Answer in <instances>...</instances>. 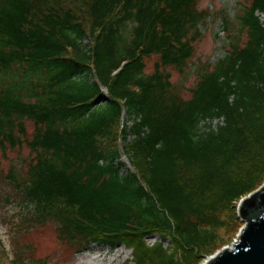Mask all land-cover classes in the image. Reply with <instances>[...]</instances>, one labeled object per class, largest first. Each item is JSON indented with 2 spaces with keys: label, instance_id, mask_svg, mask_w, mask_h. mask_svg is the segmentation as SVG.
Segmentation results:
<instances>
[{
  "label": "trees",
  "instance_id": "trees-1",
  "mask_svg": "<svg viewBox=\"0 0 264 264\" xmlns=\"http://www.w3.org/2000/svg\"><path fill=\"white\" fill-rule=\"evenodd\" d=\"M200 1L0 0V151L28 149L0 193L20 196L22 221L122 245L123 264H200L237 233L235 203L264 179V0H237L234 18ZM215 18L227 48L198 68ZM189 65L185 89L168 69Z\"/></svg>",
  "mask_w": 264,
  "mask_h": 264
},
{
  "label": "rangeland",
  "instance_id": "rangeland-1",
  "mask_svg": "<svg viewBox=\"0 0 264 264\" xmlns=\"http://www.w3.org/2000/svg\"><path fill=\"white\" fill-rule=\"evenodd\" d=\"M236 1L201 0L199 6L200 8L208 7L209 9L224 8L229 17L234 18ZM260 20L264 22L263 15H260ZM220 27V21L217 18L211 19L206 28L202 30V37L195 43V57L192 62L197 63V60L202 62L201 65L198 64V68H202L205 61H215L217 57L223 55L224 48H227L225 44L226 34L221 32ZM151 70L152 59L146 61V71ZM168 71L171 80L174 83L182 80L185 89L192 87L196 81L197 68H194V66L190 67L189 65L187 71L191 73L186 78L181 74L179 75L174 69L170 68ZM183 94L185 97L189 96L186 90ZM125 117L126 114L124 113L122 119H125ZM128 123H131V121ZM216 123V120L212 122L213 125ZM26 125L28 131L33 129L31 122L27 121ZM116 143L120 152L119 160L123 162L122 168L124 170L127 168L133 169V165L127 161L125 154L122 152L120 137H118ZM27 154L28 149L26 147L20 150L6 147L3 151H0V170L6 171L12 161H19ZM2 190L4 193L10 191L5 185L3 188L0 187V191ZM13 198V200L6 202L3 200V194L0 193V264H78L81 259L83 264H86V262L87 264H123L124 262H131V249L124 246L118 245L109 248L90 244L87 247L76 248L58 239L55 232V223L47 222L39 225L26 220L22 221L21 218L24 215L28 216L29 213L19 203L20 196L16 195ZM234 236L232 232L228 236L225 235L226 242L224 245L233 240ZM157 240L160 239L155 234L146 238L148 244H153ZM164 243L169 244L167 240ZM14 258L22 260H13Z\"/></svg>",
  "mask_w": 264,
  "mask_h": 264
},
{
  "label": "water",
  "instance_id": "water-1",
  "mask_svg": "<svg viewBox=\"0 0 264 264\" xmlns=\"http://www.w3.org/2000/svg\"><path fill=\"white\" fill-rule=\"evenodd\" d=\"M242 225L235 237L200 264H264V179L236 205Z\"/></svg>",
  "mask_w": 264,
  "mask_h": 264
},
{
  "label": "bare ground",
  "instance_id": "bare-ground-1",
  "mask_svg": "<svg viewBox=\"0 0 264 264\" xmlns=\"http://www.w3.org/2000/svg\"><path fill=\"white\" fill-rule=\"evenodd\" d=\"M78 264H83V260L81 259ZM86 264H87V262H86Z\"/></svg>",
  "mask_w": 264,
  "mask_h": 264
}]
</instances>
